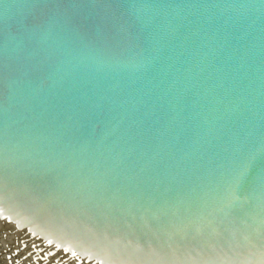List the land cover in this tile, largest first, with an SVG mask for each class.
<instances>
[{
    "label": "water",
    "instance_id": "1",
    "mask_svg": "<svg viewBox=\"0 0 264 264\" xmlns=\"http://www.w3.org/2000/svg\"><path fill=\"white\" fill-rule=\"evenodd\" d=\"M0 264H264V0H0Z\"/></svg>",
    "mask_w": 264,
    "mask_h": 264
}]
</instances>
